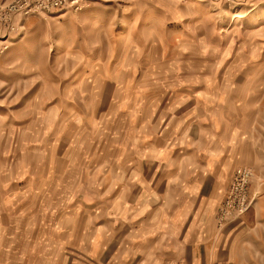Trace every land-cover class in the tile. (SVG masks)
I'll return each mask as SVG.
<instances>
[{
    "label": "rangeland",
    "instance_id": "obj_1",
    "mask_svg": "<svg viewBox=\"0 0 264 264\" xmlns=\"http://www.w3.org/2000/svg\"><path fill=\"white\" fill-rule=\"evenodd\" d=\"M17 1L0 0V264H135L130 207L162 160L212 156L227 108L264 195V0Z\"/></svg>",
    "mask_w": 264,
    "mask_h": 264
},
{
    "label": "crops",
    "instance_id": "obj_2",
    "mask_svg": "<svg viewBox=\"0 0 264 264\" xmlns=\"http://www.w3.org/2000/svg\"><path fill=\"white\" fill-rule=\"evenodd\" d=\"M227 109L230 121L214 129L218 138L213 142L212 156L202 160L195 156L162 160V174L158 176L161 180L157 176L152 180H159L162 190L146 192L147 206L141 201L137 207H130L131 212H139V217L147 213L142 218L145 221L131 225L130 237L136 240L138 253L144 255L139 260L137 254L132 263L166 264L174 258H184L188 264H246L264 255L261 185H257L255 193L250 188L253 206L249 212L221 232L217 227L218 210L235 170L255 166L249 148L250 129L236 126Z\"/></svg>",
    "mask_w": 264,
    "mask_h": 264
},
{
    "label": "built area",
    "instance_id": "obj_3",
    "mask_svg": "<svg viewBox=\"0 0 264 264\" xmlns=\"http://www.w3.org/2000/svg\"><path fill=\"white\" fill-rule=\"evenodd\" d=\"M74 7L75 10L83 9L82 0H18L17 4L8 6L7 13L19 11L20 15L28 16L39 12H48L56 8ZM6 9V8H5ZM14 30V26L11 27ZM8 46H5V49ZM254 176L253 169L240 166L235 170L224 200L217 214V227L219 232L235 221L240 220L250 209L253 199L250 196V183ZM166 264H187L184 258H175Z\"/></svg>",
    "mask_w": 264,
    "mask_h": 264
},
{
    "label": "bare ground",
    "instance_id": "obj_4",
    "mask_svg": "<svg viewBox=\"0 0 264 264\" xmlns=\"http://www.w3.org/2000/svg\"><path fill=\"white\" fill-rule=\"evenodd\" d=\"M64 37H66V36H64ZM66 39V38H65Z\"/></svg>",
    "mask_w": 264,
    "mask_h": 264
}]
</instances>
